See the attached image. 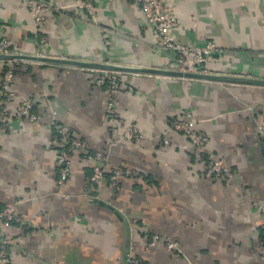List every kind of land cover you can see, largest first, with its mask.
Segmentation results:
<instances>
[{"label": "crops", "instance_id": "crops-1", "mask_svg": "<svg viewBox=\"0 0 264 264\" xmlns=\"http://www.w3.org/2000/svg\"><path fill=\"white\" fill-rule=\"evenodd\" d=\"M28 1L0 0V43L12 54L176 68L178 54L163 47L144 0H84L94 18L75 0H43L51 7L43 31ZM168 9L176 42L213 41L225 50L205 56L207 74L264 80V0H169ZM17 65L18 98L0 127V208L20 203L21 221L3 230L11 264H127L129 252L140 264H264V86L120 72L108 110L105 71ZM6 67L0 60V89ZM22 98L34 99L35 122L15 116ZM178 116L198 121L233 182L206 178L190 141L169 130ZM62 123L107 153L110 169L131 168L137 177L99 190L88 177L93 162L72 156L71 178L59 188ZM133 127L142 142L126 140Z\"/></svg>", "mask_w": 264, "mask_h": 264}, {"label": "built area", "instance_id": "built-area-1", "mask_svg": "<svg viewBox=\"0 0 264 264\" xmlns=\"http://www.w3.org/2000/svg\"><path fill=\"white\" fill-rule=\"evenodd\" d=\"M79 7L86 9L88 14L94 18L95 11L91 2L84 0H75ZM30 15L39 31L44 30L46 16L50 11V6L43 0L28 1ZM169 0H144L142 3L143 12L148 23L156 30L161 38L164 48L174 51L178 54V61L174 70L191 72V73H206L205 56L213 54L222 56L225 50L218 44L210 41L204 47H190L180 44L174 40L171 31L177 23V19L169 12ZM43 38V37H42ZM45 41V40H43ZM4 54H11L8 44L0 43ZM17 62L7 61V67L4 70L1 80L0 89V127L6 126L10 121L12 114L10 104L16 102L18 95L13 89L15 71ZM118 72L105 71L101 81L109 80V105L108 110L114 109L113 95L116 93L119 86ZM35 106L34 100L31 98H22L15 107V116L18 118H27L31 122L37 120V116L31 112ZM198 121L191 117H173L170 119V131L183 134L192 145V154L196 162L205 165L206 178L223 182L231 183L235 179L234 171L227 166L219 157L208 149L209 138L206 134L198 132L196 125ZM262 144L264 146V124L258 126ZM125 138L128 141L142 142L144 140L141 133L136 128H130L125 132ZM56 141H57V165L60 167V178L58 179L59 188H64L67 185L72 173V156L82 155L84 159L93 162V175L91 177L92 184L97 189H103L108 186L112 191L119 188L121 181L128 177H137V172L131 168L110 169L108 167V154L101 151H92L86 141L73 136L72 129L69 125L58 124L56 126ZM169 141L165 140V145ZM93 152L92 154H90ZM63 194V193H62ZM63 194V197H67ZM20 203L6 204L0 208V264H11L9 240L4 235L3 230H7L12 225L21 221L18 213ZM158 240L157 236L153 237L152 244ZM168 248H176L181 253V249L177 243L167 242ZM261 253L264 255V248ZM127 264H140L139 260L132 253L127 254Z\"/></svg>", "mask_w": 264, "mask_h": 264}, {"label": "water", "instance_id": "water-1", "mask_svg": "<svg viewBox=\"0 0 264 264\" xmlns=\"http://www.w3.org/2000/svg\"><path fill=\"white\" fill-rule=\"evenodd\" d=\"M1 61H13V62H39L43 64H58L73 66L78 68H88L100 71L108 72H126L134 74H151L158 76H170L176 78H185L192 80L200 81H210V82H221L226 84H249L256 86H264V80L255 79V78H245L238 76L230 75H215L207 73H191L183 72L178 70H166L158 68H144V67H130V66H121L117 64H109L104 62H97L95 60H75L69 58H53V57H44V56H31L24 54H0Z\"/></svg>", "mask_w": 264, "mask_h": 264}, {"label": "trees", "instance_id": "trees-1", "mask_svg": "<svg viewBox=\"0 0 264 264\" xmlns=\"http://www.w3.org/2000/svg\"><path fill=\"white\" fill-rule=\"evenodd\" d=\"M17 70H18V65L16 64V71H15V74H16V72H17ZM107 86H109V80H107ZM32 100H34L33 98H31ZM35 102V101H34ZM36 106V105H35ZM35 106H34V108H33V110H32V114L33 115H35L36 116V114L34 113V111H35ZM24 119V118H23ZM27 119V118H26ZM73 133V132H72ZM93 152H91L90 154H92ZM79 158H81V159H84V157L82 156V155H80V156H78ZM87 160V159H86ZM87 161H89V160H87ZM89 171H90V174H89V179H90V181H91V177H92V175H93V166H91V168L89 169ZM92 183V182H91Z\"/></svg>", "mask_w": 264, "mask_h": 264}, {"label": "rangeland", "instance_id": "rangeland-1", "mask_svg": "<svg viewBox=\"0 0 264 264\" xmlns=\"http://www.w3.org/2000/svg\"><path fill=\"white\" fill-rule=\"evenodd\" d=\"M71 174H72V173H71ZM70 178H71V177H70ZM70 178H69V179H70ZM64 198H65V197H64Z\"/></svg>", "mask_w": 264, "mask_h": 264}]
</instances>
